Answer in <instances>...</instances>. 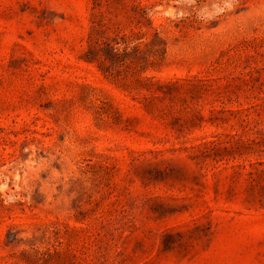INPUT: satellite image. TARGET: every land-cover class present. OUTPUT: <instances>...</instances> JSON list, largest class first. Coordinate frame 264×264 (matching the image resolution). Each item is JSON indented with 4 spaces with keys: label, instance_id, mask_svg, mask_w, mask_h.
<instances>
[{
    "label": "rangeland",
    "instance_id": "obj_1",
    "mask_svg": "<svg viewBox=\"0 0 264 264\" xmlns=\"http://www.w3.org/2000/svg\"><path fill=\"white\" fill-rule=\"evenodd\" d=\"M0 264H264V0H0Z\"/></svg>",
    "mask_w": 264,
    "mask_h": 264
},
{
    "label": "trees",
    "instance_id": "obj_2",
    "mask_svg": "<svg viewBox=\"0 0 264 264\" xmlns=\"http://www.w3.org/2000/svg\"><path fill=\"white\" fill-rule=\"evenodd\" d=\"M90 59H93V58H90Z\"/></svg>",
    "mask_w": 264,
    "mask_h": 264
}]
</instances>
